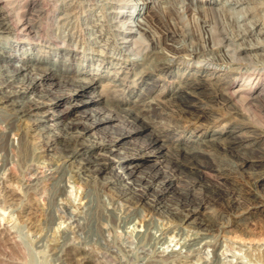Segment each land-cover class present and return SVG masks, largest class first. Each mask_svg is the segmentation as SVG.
Masks as SVG:
<instances>
[{"label":"bare ground","instance_id":"6f19581e","mask_svg":"<svg viewBox=\"0 0 264 264\" xmlns=\"http://www.w3.org/2000/svg\"><path fill=\"white\" fill-rule=\"evenodd\" d=\"M73 1L75 0L68 4V0H0V60L5 62L0 63V78L3 79L0 81V103L5 104V107H0V151H4L7 145L16 148L26 166L28 188L35 193L40 180L48 181L51 190L49 202L56 203L65 210H70L74 205L70 196L73 193L71 188L72 193H68L69 187H76L75 195L80 191L81 196L78 198L79 205H76L78 210L70 212L67 218L71 222L78 221L76 227L79 228L83 227L80 219L84 220V217L85 223L90 222L91 218L92 221L95 219L99 228L103 214L108 215V219L112 218L118 208L117 204H122L121 200L136 203L133 198L138 197L150 205L162 203L164 196L174 191L176 194L179 190L177 180L190 175L192 178L189 176L190 179L185 180L186 191H183L187 195L184 198L181 196L183 199L176 203L173 222L159 236L175 229L177 243H181L180 249L190 250L197 244L212 247V254L217 260L223 243L221 238H231L229 232L235 229L234 232L238 233L234 236L245 235L244 238L248 237L250 242L256 241L258 244L249 250L251 264H264V221H250L253 217L251 214L257 213L264 217V197L260 191V187H264V171L254 175L256 180L251 182L253 185L250 186L251 191L246 192L248 195L244 196L243 187L238 186L232 195L228 193L220 196L225 213L230 212L234 218L222 220L225 218L222 213L219 221L202 209L207 208L210 190L207 183L201 180L202 177H198L208 174L209 166L203 162V158L217 161L222 154L231 156L239 149L261 150L260 155L246 156L245 161H251L257 166L264 164V133L254 130V126L245 120L231 124L235 117L246 113L243 108L240 110L234 106L236 96H240L247 109L255 101L264 103V65H244V57H241L252 51H264V43L256 45L250 42L248 46L236 44L237 47L233 45L232 48L226 42L229 44L228 48L220 55L219 52L223 49L218 45L222 42L217 41L216 31L212 27L205 24V35L200 38L195 31L176 26L173 20L164 23L163 20L166 19L161 16L159 7L172 10L170 0H140L139 3L146 4L147 11L141 17H138L140 12L136 13L134 18L126 12L125 7L120 6L127 5L132 9L138 7L141 10L143 7L137 4L138 0H108L115 12V23L107 22L108 24L101 26L94 24L83 28L79 24L80 14L71 10ZM205 1L213 11V0ZM233 2L239 5L242 0ZM149 3L151 4L148 5ZM59 11L63 14L57 15ZM86 29L96 35L90 37L86 46L80 49L76 42L79 37L85 36ZM252 32L253 30L249 31L248 35ZM246 33L242 36L243 39H246ZM3 40H6L5 44ZM33 44L41 45L42 53L37 54L35 50L30 52ZM25 46H28L26 51L17 53ZM109 48L113 50L112 53H109ZM13 60L23 63H11ZM191 61L202 64L193 69L195 63L190 64ZM108 62L111 70L89 72L95 64L102 66ZM223 63L231 66L225 74L216 69ZM245 67L249 72L248 81L244 83L245 86L236 87L241 74L239 71ZM18 79L20 85L16 89L4 91L5 86L14 84ZM46 84L49 87H45ZM55 85L59 88L54 89ZM40 88L43 89V94L32 100H28L30 97L27 99L30 92L36 93ZM91 102H98L102 106L100 109L87 108ZM64 103H67V113L55 109ZM219 103L227 105L229 111H216L214 106ZM45 106L54 108L55 111L50 112L51 114L41 111ZM79 107H86L81 110V115L88 118L79 123L68 122L69 114ZM31 116L34 118H30ZM51 119L54 120L53 124L49 123ZM26 120L31 121V129L42 140V145L38 148L30 149L28 146L25 137L29 131L21 126ZM115 120L122 124L118 129L112 130L109 138L99 136L97 131L92 132L94 128L108 130ZM223 121L219 128L210 129ZM191 125H195L192 130ZM189 130L190 133L187 134ZM142 133V143L126 145L131 137ZM10 134H13L14 140L6 142ZM59 144L63 148L55 156L56 159L46 158L47 154L43 151H54ZM151 156L159 159V166L167 162L170 170L162 175L159 167L149 177L133 178ZM119 161L125 162L120 170L115 167V162ZM42 167H45L44 171L40 170ZM217 167L219 169L220 165ZM100 173L105 175L101 177ZM217 188L223 190L220 186ZM198 190L201 191L200 194H197ZM101 196H107L108 205H105ZM193 196L198 200L194 201L191 198ZM257 197L262 198L261 203L256 201ZM253 207H258V211L253 212ZM80 208L86 209L88 213L79 217ZM0 212L6 213L3 210ZM132 213L135 215L136 212ZM152 216L153 213L142 214L141 225L147 224L148 229ZM61 217L63 219L65 215ZM65 245L60 248L57 245L56 248L68 253H83L87 250L76 245ZM251 246L252 244L249 249ZM180 249H172L175 257L181 253ZM253 250L256 251L255 254ZM157 256L167 257L164 254ZM207 258L206 256L205 260Z\"/></svg>","mask_w":264,"mask_h":264},{"label":"rangeland","instance_id":"374dc122","mask_svg":"<svg viewBox=\"0 0 264 264\" xmlns=\"http://www.w3.org/2000/svg\"><path fill=\"white\" fill-rule=\"evenodd\" d=\"M71 1L72 0H68V4H70ZM75 1L72 2L71 10L77 11L80 14V27L85 28L86 26L90 27L94 24L101 26L102 24L115 23V12L113 11V8L110 7L111 5L108 0ZM131 1L132 0H128L126 2ZM139 1L140 0H138L137 4L143 7V9L141 10H138V7L132 9L127 5H121L120 8L125 7L127 10L126 12L128 14H131L133 18L136 16V13L140 12V16L138 17H141V15L143 16V14L147 11V6L144 3H139ZM170 2V4L173 6V9L170 11L167 10L166 7H159L161 16L163 17V19H166L163 20L164 23L167 24L169 20H173L176 26L183 29L185 28L189 31H195L197 35L200 36V38H203L201 36L205 35V24L209 27H212L213 30L216 31L217 41L219 40L218 42H222L220 43V45H218L222 46L223 49H221L222 51L219 52L220 55L224 53L229 44L230 47H232L233 45L237 47V45L248 46L250 42L256 45L264 43V0H242V3L239 5H235L233 0H213V11L211 10V6L210 8L205 4V0H170ZM150 4L151 3H149L148 5ZM191 4L193 6H191ZM166 5L167 4H165V6ZM62 14V11L57 12V15ZM252 23L255 24L253 25ZM251 30H253L252 34L248 35L249 31ZM260 31L262 33H260ZM244 32H247L246 39L242 38V36H245ZM95 35L96 34H93L90 29H86L85 36H83V38L79 37L77 39V46L80 47V49H83L86 46V43L90 41V37H94ZM226 42L229 44H226ZM5 43L6 40H3V44ZM234 46L232 48H234ZM27 47L28 46H25L23 49H21V51L17 53L26 51ZM41 49H43L41 45L33 44L31 49L27 50H29L30 52L35 50V52L38 54L42 53ZM108 51L109 53L113 52V50L110 48ZM96 52L99 51L97 50ZM249 53L250 54L247 53L248 55H241V57H244V65H264V51H252ZM0 63L5 64V62H2L1 60ZM11 63L22 64L23 62L13 60ZM192 63H195V65H193V69H196L198 65L202 64V62L199 61H191L190 64ZM212 66L213 65H210V67ZM230 67L231 66H229L228 64L226 65V63H223L217 66L216 69L221 70L220 73L225 74L228 72ZM104 70H111V65L109 64V62L102 66H98L95 64V66L89 69V72H100ZM258 70L259 68L257 69V72ZM239 72L241 74L236 81V87L241 85L245 86L249 78V72L246 71V67ZM2 80L3 79L0 78V81ZM19 85L20 79L16 80L14 84L12 83L11 85L9 84L5 86L4 91L7 92L13 90L14 88L16 89V87ZM45 87H49V85L46 84ZM57 87L59 88L58 85H55L54 89H56ZM41 90L43 89L40 88L36 93L30 92L27 99L29 97L30 98L28 100L38 98L39 94L44 93ZM89 95H93V93H89ZM74 100L75 97L72 98V101ZM233 103L234 106L239 108L240 110L243 108V111H245L246 113L241 114V116L235 117L232 120L231 124H235L236 122L245 120L249 125L254 126V130L264 133L263 102L262 104L260 101H255L251 104V106H248L250 109H247L245 106L246 104H243V100H240V96H236L233 100ZM2 106L5 107V104L0 103V107ZM66 106L67 103H64L63 105L58 106L55 109H57V111L59 110L67 113L68 110ZM101 106L102 105L98 102H91L86 107L100 109ZM86 107H79L77 110H73V112H71L67 117L68 122L79 123L82 120H86L88 117L81 115V110ZM55 109L45 106L41 109V111H46L47 113L51 114L50 112L55 111ZM214 109L220 113H226L229 111L227 105L220 103L217 105L215 104ZM229 115L230 114H228V116ZM49 116L52 117L51 115ZM30 118H34V116H31ZM167 118L169 119L170 117ZM158 120L165 121L166 119ZM49 123L53 124L54 120H49ZM223 123L224 121L216 123L215 125L211 126L210 129L213 130L219 128ZM121 124L122 123L119 120H115V122H113L108 130H96V128H94L92 132L97 131V134L99 136H106L107 138H109L112 135V130L118 129ZM31 125L32 123L30 120H26L21 124L24 130L29 131L27 137H25V139H27L29 148H38L42 145V140L36 134V131L31 129ZM193 128H195V125H191L190 130H192ZM190 130L187 131V134L190 133ZM197 133H199V131ZM143 136V133L134 135V137H131L126 145L132 146V144L142 143L144 140ZM9 137L10 138H8L6 142L8 140H14L13 134H10ZM15 141L17 142L16 138ZM61 148H63V145L59 144L58 149L54 151L45 149L43 152L44 154H47L46 158L55 160V156L57 157L59 155V150H61ZM239 150H237V152L231 156L230 154H222L220 156L221 158L219 159L220 161L218 159L217 161H213L209 158L202 159L203 162L207 164V166H209L208 174H201V176L199 175L198 177H202L201 180L204 183H207V187L210 190L208 197L209 203H206L207 208L205 209V207H203L202 209L217 218L218 221L221 220L222 213L225 215V218H223L222 220L234 218L233 214H231L230 212H226L227 214L225 213V206L220 200V196H222V194L226 196V194L228 193L232 195L233 192H236V188L239 187H243L242 190L244 192V196L248 195L249 193L247 194L246 192L251 191L250 188L253 185L252 183H254L256 174L264 171V164H258L257 166V164L253 165L251 161H245L246 156L257 157L261 154V150ZM17 153V149L12 146L9 147V145L6 146V149L4 151H0V210L6 212L5 214H1L0 212V215L4 216H0V264H213V262H215L214 264H222L223 262H227L229 264H251V261L249 260L250 257L248 255L249 250L251 251L253 245L257 246L258 244L255 243L256 241L250 242V239L248 237L244 238L245 235H242L243 237L241 235L234 236L238 233H235V229H232L229 232L231 238L233 237L232 239L226 236H224L225 238L222 237L223 239L221 238V242L223 243H221L222 247L219 251L220 257L217 260L215 259L214 254H212V247H201V245L197 244L198 246L195 245L190 250L187 248H185L186 250L183 248L180 249L181 243H177L178 238L175 237V229L173 232L159 236L160 232L164 231V228L169 227L170 223L173 222V212H175V206H177L176 203L187 195L183 191L185 190L187 185V182L185 180H188L190 175H188V177L187 175H185V177L182 176L181 179L177 180L179 190L176 192V194L174 191V193L164 196L162 203H154L152 204V206L150 205V203H145L143 198L140 200L138 199V197L133 198V201L136 203H127L128 201L121 200L122 204H117L118 208L112 218L108 219V215L105 216V214H103L104 217H102L103 219H101L102 222L100 220V224L98 226L100 229L102 228L100 231V229L97 228L95 219L92 221L91 218L90 222L85 223V217L84 220L81 218L82 220L80 219V223L83 227L79 228L78 226L76 227L78 221H76V223L71 222V220L67 218L70 216V212H77L76 210H78L76 209V205H79L77 204L79 202L78 198H80L81 196L80 191H78L77 196L75 195L76 187H69L68 193L72 190V195H70V193L69 195L74 201V205L70 207V210H65V208H61V206H59L58 204L49 202L51 190L50 186L48 185V181L40 180L38 182V188L36 190L37 192L35 191V193H33L31 189L28 188L29 186H27L28 182H26V179L28 174L25 171V163L21 161L20 156ZM158 160L159 159H157L155 156H151V158L145 162L140 171L136 172L133 178L143 179V176L149 177L150 173L151 175H153L159 167H161L162 175L165 171L170 170V165L167 164V162H164L159 166V164H157ZM123 164H125V162H115V167L120 170V167ZM242 164L245 165L243 166ZM217 165H220L219 169H217ZM214 169L217 170L215 171ZM40 170L44 171L45 167L40 168ZM40 175H42V173H40ZM104 175L105 174L103 173L99 174V176L101 177H103ZM190 178L192 177L190 176ZM126 181L130 180L126 179ZM23 182L24 184L22 185ZM218 186L222 187L223 190H219L217 188ZM181 191L183 192V194ZM260 191L262 192L261 194L264 197V187H260ZM154 192L155 191L153 190V194ZM199 192L201 191L198 190L197 194H200ZM217 192L218 195L216 194ZM149 196L152 198L151 195ZM181 196H183V198H181ZM194 197L195 196L191 198H193L194 201H197L198 198ZM216 197L219 198L216 199ZM135 198L137 199L135 200ZM101 199L105 201V205L109 204V199H107V196H101ZM256 201L261 203L262 198L257 197ZM126 205H131L132 207H127ZM257 208L258 207H253L251 208V210L253 212H257ZM132 209L134 210L132 211ZM79 210V217H82V215L88 213V211H85L86 209L80 208ZM131 211L136 212L135 215ZM147 213H153V216L149 222L148 229L146 228L147 224L142 226L140 221L142 219V214ZM64 215L65 218L62 219L61 216ZM251 215L253 216V220L249 219L251 222H261V220L264 221V217L262 215H259L257 213ZM88 217L90 218V215ZM147 217H150V215H148ZM15 223L16 225H14ZM187 224L188 222L185 223V225ZM188 226L190 227L192 225ZM139 229H141L142 231L139 232ZM183 234V236H186L185 233ZM67 243L70 244L71 247L73 245H76V247H83L88 251L86 250V252L83 253H80L78 251H75V253L74 251L68 253L64 251V253L57 250L61 245L69 246ZM250 243L252 244V246L249 249V246L251 245ZM57 245H59L58 248H56ZM262 246L264 247V244ZM172 249H180L181 253L175 257V252H172ZM254 252L256 251L253 250V253ZM158 254H164L165 256L167 255V257L160 258L159 256H157ZM206 256L208 257L207 260H205ZM240 257H246L244 258L245 261ZM213 258L214 260H212ZM203 260H205V262Z\"/></svg>","mask_w":264,"mask_h":264}]
</instances>
